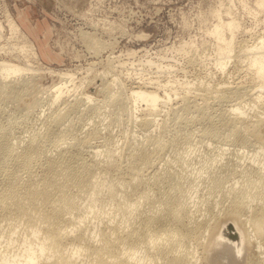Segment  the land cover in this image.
Returning <instances> with one entry per match:
<instances>
[{"label":"bare ground","instance_id":"1","mask_svg":"<svg viewBox=\"0 0 264 264\" xmlns=\"http://www.w3.org/2000/svg\"><path fill=\"white\" fill-rule=\"evenodd\" d=\"M224 1L211 9L214 64L223 73L233 57L252 85L196 83L204 100L240 98L215 120L205 116L208 102L202 106L189 100L192 85L182 88L177 109L184 113L175 108L169 124L155 116L160 104H169L180 93L170 80L127 88L111 70L112 81L119 82L116 89L104 79L107 73H101L97 91L104 97L84 89L77 97L88 73L78 84L77 72L49 68L63 81L39 93L33 65L12 61L15 57L0 60V264H264V34L251 42L237 39L241 24L232 15L231 0ZM255 3L259 12L264 10V0ZM6 17L9 35L22 39L21 50L17 44L15 50L35 58L31 39L13 17ZM94 41L92 48L99 52L101 45ZM70 83L76 91L73 101L64 98ZM59 102L63 107L41 116L40 127L31 122L36 107ZM142 104L156 111L154 118L148 111L136 114ZM109 106L119 120L123 115L135 122L139 118L145 130L155 124L160 132L124 137L130 139L125 158L107 141L99 148L92 141L101 136L97 124L84 136L76 125L86 117L98 120ZM192 108L205 118L197 136L187 126L196 118ZM74 111L76 122L70 119ZM84 148H90L89 158Z\"/></svg>","mask_w":264,"mask_h":264},{"label":"rangeland","instance_id":"2","mask_svg":"<svg viewBox=\"0 0 264 264\" xmlns=\"http://www.w3.org/2000/svg\"><path fill=\"white\" fill-rule=\"evenodd\" d=\"M219 1L220 0H0V25L4 26H2L4 29L0 27V48L3 49V47H5L3 50L0 49V60L5 59L7 56L6 60H9L8 58L12 60V58L15 57L16 59L13 58L12 61L23 63V65L27 63L28 65L31 64L30 66L33 65L32 67L36 68V75L40 70L38 73L39 75H37V77L39 76L38 79L35 75L33 81L36 85V90L39 87L37 90L39 93H41L40 90L52 88L53 84H58L63 81L60 80L61 77L59 78L57 72L56 74H50L48 71L49 68L55 69L56 71L69 70L77 72L75 73V77H77L76 79L74 78V82L78 84L83 81L81 76L85 77L88 73L89 76L87 75V77L84 78L87 80L84 81L83 87L81 89L78 88L79 93H75L76 91L74 92V90H72V83L69 84V86L71 85L70 90L73 92L69 90L70 95H67L69 94L67 91L64 98L69 96L70 99H65L70 101H73L75 98L74 95H71L73 93H75L77 97L83 96V94L80 95L83 89L85 91L87 90L86 92H91L90 94L95 95L98 99H102L104 97V92L97 91L101 85L102 77H104L101 73H103V75L107 73L104 79H107L106 81L108 82L111 80L110 82L115 86L113 89L119 86L118 81L120 80L127 88L132 87L134 83L137 85V83L139 84V82L142 81L156 82L161 80L160 83L164 84L170 80L171 82L169 84L172 83L173 86H177L176 88L180 89V91L178 89L180 93L174 95L173 100L169 104H160L156 116V111H148L145 104L141 105V108H144L143 110L140 108L136 110V114L140 113L139 115L141 116L144 111L145 114L146 111H148L149 114H152H148V117L154 118L155 116L156 121L162 122L165 120L166 122L168 121L169 124L172 121L171 117L175 115L174 111L180 110V112H177L184 113L183 110L180 108L177 109V107L180 105L181 93L184 92L185 88L192 85L191 87L195 88L196 91L191 88V90H193L190 91L189 100H191L192 103L196 101L195 103L202 106L208 105L209 103L210 106L208 105L204 108V112L206 113L205 116L209 114L215 120L219 117L218 114L221 111L229 108V105L239 101L240 98L237 99L234 97V99L230 96L225 98V100H220L221 103L214 98H207L209 100H204L205 97H202L204 96V91L198 90V85L196 83H206L210 81L214 84L217 82V86L228 85L231 87H236L238 84L237 86L240 88H244L250 84L252 85L251 78L248 76L249 74L245 67L242 64L238 65L233 57L230 60V65L228 64L225 69L226 72L220 73L215 67L214 62L216 53L212 45L214 39L210 36L208 30L215 22V18L211 15V9L217 6ZM255 1L256 0L230 1V6L233 8L231 9L233 11L232 15L236 16L241 24L236 33L237 39H247L251 42L257 40L259 35L264 34V10L259 12V9L255 5ZM224 2L227 3L228 0ZM244 2L253 10L249 11L244 8ZM254 10L256 14H254ZM5 14L13 17L28 39H31L37 52L36 57H39L38 60L36 57H30L26 52L23 53L22 50L21 52L28 58L25 59L19 50H15V45L17 44V47H19L22 43V39L19 37H16V39L14 36H10L11 34L9 35L8 23H4L7 22ZM85 32L90 36L88 39H84L85 36H83V34L85 35ZM89 38L90 40L93 39L91 45ZM13 39H16V41ZM94 40L101 45L100 48L102 50L99 52L93 49L95 47L93 44ZM7 47L13 52L8 50ZM8 51L11 53H8ZM19 53L21 55H19ZM36 61L39 62L37 63ZM109 63L110 66H108ZM41 70L42 72L47 70L48 74L46 71L43 74ZM111 70L116 72L114 75H119L117 82L112 81L114 75ZM109 71H111V73H109ZM119 77L121 79H119ZM35 80L37 82H35ZM193 83H195V87ZM150 85L156 86V84ZM159 91L161 95L164 94V89L162 87ZM246 99L247 98H244L242 100L243 103L248 100ZM8 101L9 100H5L3 103H8L11 107V103ZM204 102L208 103L205 104ZM63 104V102H59L49 108V105L45 103L42 106L36 107L34 111H32L33 113L31 112V116L37 119L30 118L32 120L31 122L34 124L38 123L36 127H40L41 125L39 124H41L42 117L44 116L46 118L48 114L51 113V110L53 111L58 108V106L62 108ZM247 105L248 104H246L245 107H248ZM9 106H7V110L10 109ZM102 110L104 113L101 114L99 119L97 117L99 122H97L98 120H96V118L93 120H88V117L83 118V120L81 119L83 122L79 121L76 125V127L79 126L77 132H80V134L78 133L79 135L84 136L89 133L88 131L93 129L92 127L96 126V123L99 127V131H101L97 136H100V134L101 136L96 137L97 139L94 138L92 140L93 143L100 145L99 148L103 149L105 147L101 145H107L108 142L111 148L112 146L113 148L115 146V149L118 147L117 150H115L116 152L122 150L120 153H122L123 158H125L126 151H129V149H126V151L124 149L127 146V142L130 140H127L130 136L140 135L139 137L142 138L145 134L147 135V133L154 135L160 132V129L155 124H151L150 127H148L149 130H145L139 122H137L139 118L135 122L128 118V116L123 115L122 117L124 120L122 117L119 120L114 116V113L111 112L112 109L110 106L106 109L104 107ZM193 111H195L194 108L190 110V113L194 114L196 118H193L194 122L192 121L193 123L187 126L188 129L197 136L203 128L202 126L204 124L202 123H204L205 118L203 119L204 116L202 115H200L202 116V118H200L197 112ZM74 112L70 114V119L76 122L79 120L78 113H76V111ZM115 118H117L119 122ZM199 118L201 120L203 119V121L196 120ZM80 123L83 124L79 125ZM156 129H158V132ZM115 138L116 142L114 141ZM87 149L88 148L83 149V155L89 158L90 154L88 153L90 152L88 150L90 148ZM122 157H120V159ZM123 158L122 161L124 164ZM120 159L119 161H121ZM120 164L122 166V163Z\"/></svg>","mask_w":264,"mask_h":264}]
</instances>
